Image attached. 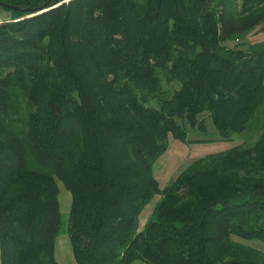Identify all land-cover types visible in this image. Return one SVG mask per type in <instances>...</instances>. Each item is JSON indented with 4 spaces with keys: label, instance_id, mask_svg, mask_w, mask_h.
<instances>
[{
    "label": "trees",
    "instance_id": "obj_1",
    "mask_svg": "<svg viewBox=\"0 0 264 264\" xmlns=\"http://www.w3.org/2000/svg\"><path fill=\"white\" fill-rule=\"evenodd\" d=\"M60 2L0 22V264H59L63 231L77 264H264L234 239L264 243V39L244 40L264 0ZM203 113L224 139L258 138L161 188L169 136L206 132Z\"/></svg>",
    "mask_w": 264,
    "mask_h": 264
},
{
    "label": "rangeland",
    "instance_id": "obj_2",
    "mask_svg": "<svg viewBox=\"0 0 264 264\" xmlns=\"http://www.w3.org/2000/svg\"><path fill=\"white\" fill-rule=\"evenodd\" d=\"M60 4V3H59ZM264 39V32H261V27H256L249 35L245 37V41L252 43ZM240 40H232L229 45L234 46ZM150 104L156 105L155 101ZM202 118L206 119L207 130L206 132L193 131L189 135L190 142L184 143L175 139L173 136L168 138V149L161 155L155 163V175L163 188L173 178H175L182 170H184L193 160L205 156L207 154L221 152L235 145H253L257 140L259 131L256 129H247L243 133L235 134L229 139H224L220 136L218 130L214 126L208 113H203ZM59 194L58 199L60 202V210L63 216L65 225L68 224L69 214L72 204V194L65 187L61 180H58ZM160 195H157L143 210L140 221L139 229H142L149 217L154 211L155 205L158 202ZM234 239L242 241L243 243L254 246L264 251V243L258 241H244L237 237ZM56 257L59 264H77L68 233L63 231L57 238ZM134 264H146L143 261H136Z\"/></svg>",
    "mask_w": 264,
    "mask_h": 264
},
{
    "label": "water",
    "instance_id": "obj_3",
    "mask_svg": "<svg viewBox=\"0 0 264 264\" xmlns=\"http://www.w3.org/2000/svg\"><path fill=\"white\" fill-rule=\"evenodd\" d=\"M51 2H52V0H46V2H44L41 6H38V7H21L18 5H13V4L5 3V2H1V1H0V5L5 7V8L20 9L23 11H29L30 14L27 16H32V15L47 11L50 8L49 5L51 4ZM27 16H24V17H27ZM8 20H10V19H8ZM4 21H6V20H4Z\"/></svg>",
    "mask_w": 264,
    "mask_h": 264
},
{
    "label": "crops",
    "instance_id": "obj_4",
    "mask_svg": "<svg viewBox=\"0 0 264 264\" xmlns=\"http://www.w3.org/2000/svg\"><path fill=\"white\" fill-rule=\"evenodd\" d=\"M13 17L11 11L0 5V21L8 20Z\"/></svg>",
    "mask_w": 264,
    "mask_h": 264
},
{
    "label": "built area",
    "instance_id": "obj_5",
    "mask_svg": "<svg viewBox=\"0 0 264 264\" xmlns=\"http://www.w3.org/2000/svg\"><path fill=\"white\" fill-rule=\"evenodd\" d=\"M69 0H61V2L60 3H63V2H68Z\"/></svg>",
    "mask_w": 264,
    "mask_h": 264
}]
</instances>
